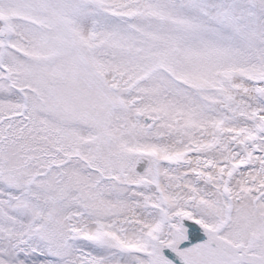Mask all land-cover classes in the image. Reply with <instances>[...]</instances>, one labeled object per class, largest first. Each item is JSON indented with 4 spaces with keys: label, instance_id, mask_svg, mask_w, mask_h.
Instances as JSON below:
<instances>
[{
    "label": "snow or ice",
    "instance_id": "snow-or-ice-1",
    "mask_svg": "<svg viewBox=\"0 0 264 264\" xmlns=\"http://www.w3.org/2000/svg\"><path fill=\"white\" fill-rule=\"evenodd\" d=\"M0 264H264V0H0Z\"/></svg>",
    "mask_w": 264,
    "mask_h": 264
}]
</instances>
